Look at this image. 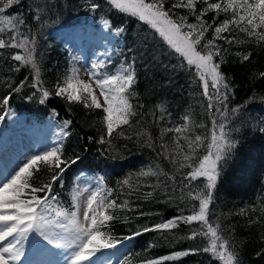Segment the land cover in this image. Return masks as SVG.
Here are the masks:
<instances>
[{
	"label": "snow or ice",
	"instance_id": "obj_1",
	"mask_svg": "<svg viewBox=\"0 0 264 264\" xmlns=\"http://www.w3.org/2000/svg\"><path fill=\"white\" fill-rule=\"evenodd\" d=\"M21 3L22 0H0V61L11 64L10 70L14 72L27 67L32 82L27 84L26 78L12 86L9 94L0 97V109L3 110L0 121L12 115L8 108L11 93H18L27 86L33 89L27 99L31 100L39 93L42 105L55 96L69 103L82 104L88 110H101L103 134L97 141L101 145L111 147L114 138L124 135L122 126L134 129L135 125H140L147 113L140 111L144 105L132 102L138 96L135 90L138 82L135 58L131 62H121L112 71L107 70L110 60L97 61L91 65V70L84 72L87 80L81 78L79 69L72 67L50 91L43 86L37 34L32 32L23 13H8L9 9ZM106 3L119 13L144 22L171 52L178 54L180 67H186L190 73L194 71L192 83L196 90L193 94L210 121V126L204 122L197 123L189 110L179 118L181 122L169 120L167 125L161 126L165 114L170 117L171 113L163 104H157L155 108L159 116L156 112H151V115L159 128V135L154 138L143 127L135 131V136L142 138L143 145L152 150L155 158L119 182L121 189H126L122 194L143 196L147 200L154 193H160L167 196V202L178 199L190 214L185 215V208H180L179 215L151 228L144 227L125 239L130 241L142 233L170 232L181 224H195L190 234L181 239H200L204 242L203 247L146 260L143 264H163V261L197 254H208L209 264H240V254L231 238L234 229L224 226L219 215L211 219L214 213L210 206L214 204V192L223 163L231 158L238 143L233 133L239 132V128L232 125V119L245 107L241 104L229 109L234 87L222 71V64L229 52L228 46L254 43L264 47V0H175L171 8L165 7V0H106ZM87 6L93 12L101 7L95 2ZM181 8L186 9L188 15L176 14L175 10ZM49 10L48 0H34V4L28 6L31 20L41 27L47 23L42 21V17ZM209 13L213 14L211 22L206 19ZM221 14L226 18L219 20ZM189 16L195 17L196 22L189 23ZM103 24L111 31L109 20H104ZM124 31L117 27L114 35L120 36ZM209 31L211 38L206 36ZM238 33H243L247 39H239ZM105 55L109 54L106 52ZM235 55L243 64L250 62L252 53L237 51ZM255 78L264 80V71ZM57 115L53 111V116ZM71 124V120L62 122L55 146L26 157L6 174L0 170V264H21L25 243L29 241L39 254L63 256L64 264H95L93 258L97 253L117 247L113 242L116 238L112 235V222L118 219V211L131 209L128 199L118 202L119 196H114L116 190L106 188L102 177L95 187L89 186L84 190L89 193L86 199H81L84 192L79 188L75 190L72 195V209L75 210L63 207L54 194L53 185L62 182L66 171L81 159L75 155L74 158L64 156L63 141L71 134ZM196 129H203V134H196ZM261 131L264 132V128ZM126 138L131 140L133 136ZM162 162H167L171 171H166ZM42 171H47L51 178L37 184L34 181ZM149 177L155 178V183L147 184L152 191L142 193L141 189ZM176 192L180 193L178 197L174 195ZM253 212L261 215L252 217L250 213ZM236 215L247 217L249 226L264 225L262 205L241 208ZM260 239L264 240V235ZM256 255H264V249ZM125 264H131V260H126Z\"/></svg>",
	"mask_w": 264,
	"mask_h": 264
},
{
	"label": "trees",
	"instance_id": "obj_2",
	"mask_svg": "<svg viewBox=\"0 0 264 264\" xmlns=\"http://www.w3.org/2000/svg\"><path fill=\"white\" fill-rule=\"evenodd\" d=\"M48 2L50 10L42 17V21H47L43 27L31 20L28 6L33 5L34 0H22L21 5L8 10L10 14L23 13L32 32L37 34V53L41 62L43 86L52 91L57 80L70 69L72 56L69 52L70 47L65 46V40L69 39L70 32L79 29L85 33L87 29L94 30L99 21L109 20L111 35L106 40L110 53L108 69L112 71L114 66L121 62H131L135 58L138 77L135 90L138 96L132 102L144 105L140 111L147 114L141 124L135 125L134 129L122 126L124 135L114 138L112 146L109 147L108 144L97 143L103 134L101 110H88L82 104L69 103L55 96H51L42 105L39 103V93L31 100L27 99L33 89L25 86L20 92L11 93L8 108L12 115L0 121V140L5 137L15 138L19 129L29 127L36 129L44 125L58 130L64 120L72 121L71 134L63 141V152L66 158H74L75 155L81 159L66 171L62 182L53 185L54 194L63 207L72 210V195L77 180L81 176H87L97 182L102 177L106 188L116 190L114 196H119L118 202L129 200L131 210L118 211L116 213L118 219L112 222L111 231L116 238L113 242L123 248L118 264H125L126 260H131V264H143L146 260L159 259L189 248L203 247L204 242L200 239L195 241L181 239L190 234L191 229L196 227L195 224L191 226L181 224L179 228L170 232L150 231L130 241L126 240L125 237L144 227L151 228L179 215L180 208H185V215L190 213L186 205L180 203L178 199L167 202V196L160 193H154L147 200L143 196H125L122 192L126 189H121L119 183L155 158L152 150L143 145L142 138L135 136V131L143 127L151 132L154 138L159 135V128L151 115V112H156V116H159L155 108L157 104H163L171 113L170 117L165 114V120L160 122L161 126L167 125L169 120L181 122L179 118L189 110L197 123L204 122L210 126V121L197 102L198 98L193 94L196 90V85L192 83L194 71L190 73L186 67L179 66L178 54L171 52L158 34H153L154 30L135 17L119 13L111 8L106 0H48ZM92 2L101 5L95 12L87 6ZM173 3L175 0H165V7L171 8ZM175 11L178 15H188L187 10L183 8ZM212 15L209 13L206 17L209 22ZM225 18L221 14L218 19ZM188 22L195 23V17L189 16ZM117 27L125 30L120 36L114 35ZM206 36L211 38V31ZM237 36L241 40L247 39L243 33H238ZM70 45L72 46V43ZM228 47L229 52L224 57L222 71L234 87L229 109L241 104L245 107L232 119V125L239 128V132L233 133V138L238 143L231 158L223 163L218 187L214 192V204L210 206L214 213L211 219L214 220L219 215L224 226H231L234 229L231 238L234 239L236 250L240 254V264H264V255L260 257L256 255L264 249V240L260 239V236L264 235V225L249 226L247 217L236 215L241 208L264 206V132L261 131V128H264V80L255 78L260 71H264V47L254 43L234 44ZM237 51L251 52L250 62L241 64L239 57L235 55ZM11 67V64L0 61V97L9 94L12 86L18 85L26 78L27 84L32 82L27 67H21L18 72L11 71ZM53 111L58 115L53 116ZM0 115H3L2 109ZM195 131L196 134L204 132L203 129ZM129 135L133 136V139H127ZM105 152L108 154L105 155ZM162 163L166 171H171V166L167 162ZM37 175L38 179L34 181L37 184L45 183L51 178L47 171ZM148 183H155V178H147L145 186L141 189L142 193L152 191V188L147 186ZM174 195L178 197L180 193L176 192ZM140 213L147 215L142 216ZM259 215H261L259 212L250 213L252 217ZM163 264H209V255H188L176 260L163 261Z\"/></svg>",
	"mask_w": 264,
	"mask_h": 264
},
{
	"label": "rangeland",
	"instance_id": "obj_3",
	"mask_svg": "<svg viewBox=\"0 0 264 264\" xmlns=\"http://www.w3.org/2000/svg\"><path fill=\"white\" fill-rule=\"evenodd\" d=\"M103 21H99L98 26L94 30L87 29L85 33L79 29L72 30L70 32L71 35L68 36L69 39L65 40V46L70 47L69 52L72 56L70 68L75 67L79 69L81 78L85 80L88 77L84 75V72L91 70L93 63L97 61L107 62L109 60L108 56H110V53H108L106 40L110 37L111 32L104 27ZM70 43H72V46ZM106 52L109 55H105ZM58 132L59 129L54 130L50 126L40 125L36 129L30 127L23 130L19 129L15 138L10 139V137H5L3 140H0V170L6 174L21 164L26 157L53 147L57 142ZM95 184L96 180L87 176H81L77 180L76 189L79 188L84 192L82 200L86 199L89 194L84 190L89 186L95 187ZM122 249V246L117 245L115 249H107L97 253L96 257L93 258L95 264H118ZM32 254L37 255L34 260L31 259ZM55 261H58L59 264H64V257L61 255L53 257L39 254L33 250L30 241L25 243V255L22 257L21 264H50V262Z\"/></svg>",
	"mask_w": 264,
	"mask_h": 264
},
{
	"label": "bare ground",
	"instance_id": "obj_4",
	"mask_svg": "<svg viewBox=\"0 0 264 264\" xmlns=\"http://www.w3.org/2000/svg\"><path fill=\"white\" fill-rule=\"evenodd\" d=\"M36 256H37V255L32 254L31 259L34 260V258H35ZM38 262H39V261H38Z\"/></svg>",
	"mask_w": 264,
	"mask_h": 264
}]
</instances>
